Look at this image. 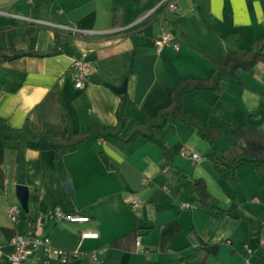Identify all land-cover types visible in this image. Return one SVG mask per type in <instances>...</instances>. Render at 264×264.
<instances>
[{"label": "crops", "instance_id": "1", "mask_svg": "<svg viewBox=\"0 0 264 264\" xmlns=\"http://www.w3.org/2000/svg\"><path fill=\"white\" fill-rule=\"evenodd\" d=\"M158 1L0 0V50L16 36L17 52L31 48L44 53L54 44V30L71 33L48 56L0 57V122L13 128L26 125L31 132L67 130L74 135L115 125L119 95L110 86L126 79L131 101L121 134L92 137L61 151L64 173L51 151L24 145L19 166L17 141L0 138V264H9L11 241L18 233L47 237L54 248L78 251L68 264H264V177L243 163L231 184L228 173H218L206 159L209 142L177 120L158 131L172 150L173 164L134 131L169 103L179 78H207L213 60L250 49L264 33V0H176L175 11L157 6ZM30 24L34 30L28 45ZM75 30L89 34L80 37ZM163 32L171 33L178 49L156 51L154 39ZM82 55L89 58L91 73L84 88L77 89L69 68ZM238 76L242 84L228 79L221 92L194 91L182 98L183 110L200 123L223 128L219 153L233 147L229 132L234 123L264 134V63ZM192 152L201 159H192ZM178 170L186 180L204 181L222 213L200 207ZM17 184L27 187V211L21 208L12 220L9 206H20ZM55 207L89 219L55 220ZM133 230L138 240L133 250L110 246ZM23 264H45L42 251Z\"/></svg>", "mask_w": 264, "mask_h": 264}, {"label": "trees", "instance_id": "2", "mask_svg": "<svg viewBox=\"0 0 264 264\" xmlns=\"http://www.w3.org/2000/svg\"><path fill=\"white\" fill-rule=\"evenodd\" d=\"M30 24L27 27V43H31L34 27ZM54 44L46 52L34 51L28 48L24 52H17L16 45L18 38L14 36L5 49L0 50V57L13 60L22 56H48L56 52L71 37V33L63 34L54 30ZM80 37H87L79 34ZM264 44V33L257 37L251 44L250 49L240 48L237 51L226 52L219 60H213V70L207 78L181 77L171 88L170 101L167 105L160 107L157 112L149 116L145 122L134 127V131L142 133L144 139L156 144L167 162L173 164V153L165 140L158 135V131L164 129L171 119L177 120L196 128L200 136L210 144V150L206 154V159L212 164L218 173L227 172L228 181L236 183V170L243 163L253 166L255 172L264 177V134L257 129H250L245 123H234L230 126L229 134L234 139V145L225 149L222 153L218 152L217 142L224 135L223 128L202 124L196 117L185 112L182 107L184 95L194 91H216L223 90V84L228 79H235L242 84L238 72L251 73L257 62L264 63V54L261 47ZM131 104L130 99L123 93L119 95V101L115 109L116 123L114 126H102L90 129L84 133L69 135L67 130L56 131L46 130L31 132L26 125L20 128H13L4 122H0V138L5 141H17L18 151L16 163L20 166L22 162L21 147L24 145L29 149L37 151H51L53 159L59 164L64 173L61 151L71 149L83 143L89 138H99L102 135L121 134L127 124L126 107ZM242 142L244 148L239 145ZM107 168H112L108 159L101 155ZM179 179L185 181L195 196L196 203L207 210L222 213L214 206L212 197L208 194L204 181L186 180L181 171H176ZM136 242V230H133L117 239H114L110 246L126 251L134 249Z\"/></svg>", "mask_w": 264, "mask_h": 264}, {"label": "built area", "instance_id": "3", "mask_svg": "<svg viewBox=\"0 0 264 264\" xmlns=\"http://www.w3.org/2000/svg\"><path fill=\"white\" fill-rule=\"evenodd\" d=\"M165 5L170 11L177 9L176 0H159L157 6ZM0 13L2 10L0 9ZM75 34L87 35L88 32L81 30H75ZM154 45L157 52H160L164 47L171 46L178 49V44L174 41L173 36L170 32H163L157 35L154 39ZM72 81L75 88L83 89L85 84L88 82L89 75L91 73L90 60L86 55L74 59L69 68ZM191 158L199 161L201 159L198 153L192 152ZM185 206V205H183ZM21 207L18 205H10L8 209V216L15 220L18 217ZM52 216L55 220H64L70 223H80L88 221V217L78 213H65L59 207L53 209ZM93 234L83 233V236ZM138 245V240H136ZM12 250L7 256L9 264H23V262L32 255L35 251L40 249L43 253V262L49 264L55 262L57 264H68L73 258H76L79 253L78 251H66L58 248H54L50 245L47 237L38 238L33 237L29 233L16 234L11 241Z\"/></svg>", "mask_w": 264, "mask_h": 264}, {"label": "water", "instance_id": "4", "mask_svg": "<svg viewBox=\"0 0 264 264\" xmlns=\"http://www.w3.org/2000/svg\"><path fill=\"white\" fill-rule=\"evenodd\" d=\"M111 90L116 94L121 95L126 91V79L122 81L119 86H110ZM64 186L69 194L73 192V187L70 180L64 182ZM16 196L19 202L20 207L27 211V200H28V190L27 187L21 184L15 186Z\"/></svg>", "mask_w": 264, "mask_h": 264}]
</instances>
